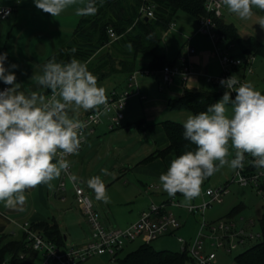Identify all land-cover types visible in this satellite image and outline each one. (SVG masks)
I'll return each mask as SVG.
<instances>
[{"label": "crops", "instance_id": "obj_1", "mask_svg": "<svg viewBox=\"0 0 264 264\" xmlns=\"http://www.w3.org/2000/svg\"><path fill=\"white\" fill-rule=\"evenodd\" d=\"M0 6L13 8L8 18L0 19V53L7 54L4 66L15 73L16 83L21 85L22 91L39 90L38 84L32 78L40 74L42 66L53 54L73 39L83 16H77L76 6H73L60 16L52 17L38 10L34 0H0ZM175 22L177 27L172 30L184 39L186 46L188 36L196 38L199 34H203L198 32L197 20L193 17H179ZM242 56L245 54L237 57ZM166 58L170 60L167 56ZM178 58L179 55L173 61H178ZM151 61L152 57L141 55L137 70L139 66L141 69L148 67ZM196 61L198 64H195L191 58L196 73L187 84L177 79L174 82L176 84L162 88L160 73H153L156 74L154 77L145 70H142L144 75L137 73L136 70L131 75L119 73L97 81L98 86L105 88L107 95L112 91L136 92L137 89L140 94L129 99L123 110L124 118L119 127L111 129L110 115L104 114L101 124L94 132L89 133L82 150L73 155L69 162L80 186L87 192L88 180L94 176L101 177L107 189L108 200H102L106 211H110L119 220L126 218L124 219L127 220L125 227L137 221L153 201L161 203L174 199L183 205L200 204L199 197L185 201L180 193H177L175 197H169L163 191L159 176L167 171L171 160L176 157L174 152L165 157L148 160L154 152L162 151L170 146V139L163 122L166 120L185 122L182 120L185 117L180 115L186 116L187 114L183 113L187 110H171L169 100L184 95L187 89L193 91L211 89L206 76L221 74V64L215 52L209 50L206 53L202 52ZM13 64L18 67L10 68ZM135 73L138 85L131 86V77ZM255 76L254 73L253 78ZM247 77L249 78V75ZM259 78L264 80V76L258 75ZM2 86L11 87L0 81V88ZM225 91L224 88L220 92L221 95ZM49 93L50 90H44L46 96H49ZM90 111L92 110L76 109L75 106H70L68 109L69 116L79 120ZM134 139L138 141V144L132 146L131 142ZM100 165L104 166L102 169H107V174H103L102 169L96 172L94 168ZM108 165L112 168L109 169ZM62 177L63 172L59 178L51 181L50 185L41 184L27 190L25 192L27 200L22 207L6 208L3 203H0V242L23 238L25 230L21 225L25 224H29L30 227L37 226V231L46 235V231L39 225L41 223L57 226L64 240L61 246L63 250L91 241L92 227L83 208L77 203L73 185L68 183L65 192L59 189ZM172 210L182 223L177 233H184L189 240L194 238L199 229L200 215L190 214L184 207H173ZM85 223L90 227V233L84 229ZM166 238L179 243L173 236H166ZM161 239L155 241L160 246L163 244ZM141 241L143 244V240ZM155 242L154 246H156ZM178 250H181V245Z\"/></svg>", "mask_w": 264, "mask_h": 264}, {"label": "clouds", "instance_id": "obj_2", "mask_svg": "<svg viewBox=\"0 0 264 264\" xmlns=\"http://www.w3.org/2000/svg\"><path fill=\"white\" fill-rule=\"evenodd\" d=\"M222 2L240 19L250 18L253 7L264 10V0ZM34 4L52 17L73 6L77 16L98 11L95 0H34ZM259 24L264 27V17ZM128 49L132 50L131 44ZM71 51L74 53L76 48ZM6 59L7 54L0 53V81L11 86L0 91V203L15 209L26 203L27 190L50 185L69 168L66 157L78 154L82 130L87 125L70 117L69 107L89 111L104 106L107 111L109 101L105 88L98 86L87 64L74 57L68 62L49 59L40 74L32 78L39 90L27 92L16 83L15 73L5 68ZM220 85L226 89L221 99L205 111L189 115L183 124V139L194 145V150L172 159L167 171L159 176L169 197L180 193L185 201L197 198L204 180L224 166L243 170L245 154L253 157V167L264 169V94L252 82L241 83L235 75L221 79ZM45 89L51 91L50 97L44 94ZM229 146L235 150L230 160ZM101 172L107 174V169ZM76 179L75 175L69 176L71 181ZM87 183L97 199L108 200L100 176L91 177Z\"/></svg>", "mask_w": 264, "mask_h": 264}, {"label": "built area", "instance_id": "obj_3", "mask_svg": "<svg viewBox=\"0 0 264 264\" xmlns=\"http://www.w3.org/2000/svg\"><path fill=\"white\" fill-rule=\"evenodd\" d=\"M205 5L209 15L197 21L198 32L211 38L214 43L215 54L221 64V74L206 76L207 82L220 85L221 79H227L232 75H235L241 83L249 81L247 76L254 71L253 64L256 56L248 54L237 57L228 55L224 48H220L219 43L225 37L218 32L216 18H222L221 9L223 2L222 0H206ZM142 11L144 15L154 16L153 7L150 5L143 6ZM12 12V7L0 6V19L8 18ZM176 27V22H172L170 29H176ZM110 35L113 39L118 37L113 29H110ZM191 38V36L187 37L186 50L174 64H167L158 71H145L160 73L161 83L164 86H170L177 79H180L183 84H187L196 73L191 62V55L195 52V49L189 45ZM133 85H138L136 73L131 77V86ZM6 87L9 86H2L0 91ZM138 94H140L139 89L136 92L129 90L122 93L112 91L107 95L109 101L107 111L104 110V106H101L99 110H92L86 114L81 119L87 126L82 130L84 135L78 152L86 144L89 133L94 132L96 127L101 124L104 114L110 115L111 129L119 127L124 118L123 110L129 99ZM50 96L51 92L49 93ZM232 98H235L234 92L232 93ZM72 156L69 155L66 159L69 161ZM252 159L253 157L245 154L244 168L243 170H236L233 181L240 183L242 186L252 187L258 195L264 197V169L253 167L250 163ZM69 165L67 171L63 172L59 189L61 192H65L68 183L73 185L77 203L83 208L92 227V238L87 244L63 250L56 243L48 240L37 230L30 227L29 224L21 225L27 234L28 247L43 255L44 260L41 264H81L94 255H108L113 260H117L120 253L130 243L137 240H143V243L148 244L154 243L165 236H173L177 239L181 245V251H187L191 256L192 264H212L217 258L215 249H224L227 252H232L242 245L255 242L263 237L262 230L255 231L253 229L255 225L253 220L240 224L233 218L222 219L218 222H210L205 218L209 207L214 203L223 202L224 196L229 192L227 185L207 189L206 195L210 197V201L200 204L183 205L180 201L174 199L161 203L153 201L137 221L126 227L107 229L102 224L100 215L95 209L86 189L80 186L77 179L75 181L69 180V176L74 175L70 162ZM237 172H239V175H237ZM173 207H184L190 214L200 215L199 229L194 238L189 240L177 233L182 223L172 210ZM207 242H209L211 247L210 250L206 247ZM21 257L24 258L25 253L21 254Z\"/></svg>", "mask_w": 264, "mask_h": 264}, {"label": "trees", "instance_id": "obj_4", "mask_svg": "<svg viewBox=\"0 0 264 264\" xmlns=\"http://www.w3.org/2000/svg\"><path fill=\"white\" fill-rule=\"evenodd\" d=\"M98 11L94 15L83 16L73 39L62 49L53 54L57 62H68L73 57L88 64V69L97 81L114 74L131 75L137 70L141 55L152 57L150 65L142 70L158 71L167 64H174L160 50L165 32L168 31L176 15L184 12L197 21L208 16L206 0H95ZM152 6L154 16L144 15L143 6ZM264 14V10H262ZM218 32L231 42H238L245 55H261L264 57V43L254 36L243 37L233 24L216 18ZM113 29L117 38L110 35ZM132 50L129 51L128 45ZM75 47L73 53L71 49ZM104 54L93 59L100 51ZM50 58V59H51ZM51 92V91H50ZM221 93L213 89L189 90L184 95L171 98L169 106L173 111L188 110L197 114L205 111L208 105L218 101ZM183 122L166 120L163 122L170 139V146L162 151L154 152L148 160L165 157L174 152L176 157L186 150H194L195 146L183 139ZM188 148H185V145ZM239 208L234 207L230 215H236ZM230 218V217H229ZM263 237L255 241L245 251L235 257L237 264H264V214L260 219ZM46 232L48 240L60 248L64 243L56 225L39 224ZM37 227V226H36ZM36 227H32L37 230ZM25 253L22 258L21 254ZM39 252L28 247L27 234L21 239L0 242V264H36ZM192 258L187 251L157 248L153 243H143L137 248L120 255L118 264H187Z\"/></svg>", "mask_w": 264, "mask_h": 264}, {"label": "rangeland", "instance_id": "obj_5", "mask_svg": "<svg viewBox=\"0 0 264 264\" xmlns=\"http://www.w3.org/2000/svg\"><path fill=\"white\" fill-rule=\"evenodd\" d=\"M222 12V19L225 23L233 24L239 33L243 37H250L254 36L258 38L260 41L264 43V27H261L259 24V21L262 17H264V14L261 9L253 7V15L248 19H240L235 14L230 13L227 10V7L223 4V7L221 9ZM179 17L182 18H189L190 15L179 12L176 15V19L178 20ZM191 18V17H190ZM228 44H232L231 46ZM190 46L195 49V53L191 56L192 61L195 62V64H198L196 61V58L201 56L202 52L206 51H212L215 52V47L212 42V40L203 34H199L198 37L192 38L190 42ZM220 48H224L226 53L228 55L233 56H241L244 55L243 49L241 48L240 44L238 42H231L229 39L224 38V40L219 43ZM228 46V47H227ZM186 43L184 39L175 33L172 29H168V31L164 34L163 40L160 45V50L170 59L174 60L175 58L180 56L182 53L186 50ZM104 50L100 51L98 55H96L93 59L94 65L97 64V58L102 56L104 54ZM141 65V63H139ZM88 66V64H87ZM254 71L249 74V82H252L256 90H259L262 94H264V80L262 78L258 79V75L260 77L264 76V57L261 55H256V60L253 64ZM136 72L143 74L141 66H139ZM155 73V72H154ZM255 73V78H253V74ZM144 75V74H143ZM156 74H153L151 72V76H155ZM212 75L213 74H209ZM161 79V77L159 76ZM176 84V83H174ZM173 84V85H174ZM172 85V86H173ZM160 86H165L161 83ZM209 87H212L211 89L216 90L218 92L223 91V87L221 85H214L209 84ZM223 94L219 97L218 100L221 99ZM183 114L193 115L191 111H185ZM180 115L185 118L182 120L185 121L188 116ZM136 131V128L134 129V132ZM138 144L137 140H132L131 145L135 146ZM229 152L230 155L228 159H233L235 157V150L229 146ZM218 163V162H217ZM104 166L100 165L96 168V172H99ZM108 168L111 169L112 166L108 165ZM236 170L230 169L228 166H224L220 169V171L216 172L214 175L208 177L205 179L204 183L201 186V193L198 196L200 198L199 203L202 202H208L210 201V197L206 195V190L211 187H220V186H226L227 189H229V192L224 196L222 203H214L211 207L208 208L205 218L210 222H218L220 220H225L231 218L230 212L234 207L239 208V211L236 215L232 216L233 219L237 220L238 223L242 222H249L253 220L255 222V225L253 226V229L255 231H261V224L260 219L264 214V197L258 195V193L250 186H242L240 183L233 181V176L235 175ZM84 185H86L84 183ZM68 188V187H67ZM88 192L90 194V198L92 199V202L97 209L99 215H101V222L107 229L112 228H119V227H125V224L127 220H124L126 218H122L121 220L117 219L110 211L107 212L105 205L101 203L99 199L96 198L94 191L91 188H88ZM130 205V204H129ZM127 205V206H129ZM126 206H124L125 208ZM174 210V209H173ZM175 212V211H174ZM198 218V215H197ZM132 221V220H131ZM134 221V220H133ZM84 229L90 233V227L85 223ZM179 235L185 237L186 239H189L186 237V235L182 232L179 233ZM164 238V237H163ZM163 244L160 246L158 242H155L156 247H160L163 249H172V250H178L180 248L179 243L176 242V240H169L166 238L160 240ZM142 243L141 240L134 241L133 243H130V245L124 249L123 254H126L127 252L135 249ZM254 242H249L245 245L240 246L238 249L233 250L232 252H227L224 249H215L217 252V258L213 261L212 264H237L235 261V257L245 251L248 247H250ZM81 246V245H80ZM206 247L208 250L211 249L209 246V242H207ZM43 255L40 253L39 257L36 260V264H41L43 262ZM83 264H118L117 260H113L108 255H94L90 258H88L86 261L83 262ZM187 264H191V262H188Z\"/></svg>", "mask_w": 264, "mask_h": 264}, {"label": "water", "instance_id": "obj_6", "mask_svg": "<svg viewBox=\"0 0 264 264\" xmlns=\"http://www.w3.org/2000/svg\"><path fill=\"white\" fill-rule=\"evenodd\" d=\"M100 201H101V203L103 204L102 200H100Z\"/></svg>", "mask_w": 264, "mask_h": 264}]
</instances>
